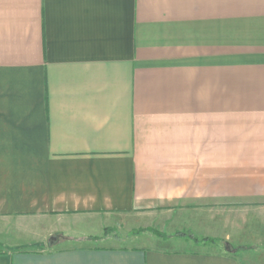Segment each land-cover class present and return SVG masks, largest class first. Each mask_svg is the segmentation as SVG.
<instances>
[{
	"label": "crops",
	"instance_id": "1",
	"mask_svg": "<svg viewBox=\"0 0 264 264\" xmlns=\"http://www.w3.org/2000/svg\"><path fill=\"white\" fill-rule=\"evenodd\" d=\"M0 264H264V0H0Z\"/></svg>",
	"mask_w": 264,
	"mask_h": 264
},
{
	"label": "rangeland",
	"instance_id": "2",
	"mask_svg": "<svg viewBox=\"0 0 264 264\" xmlns=\"http://www.w3.org/2000/svg\"><path fill=\"white\" fill-rule=\"evenodd\" d=\"M106 231V232H105ZM132 234H133V232H131ZM113 236V237H115L116 238V241H117V243H120V244H123V245H126V244H128L129 242L127 241V240H125V238L124 237H122V235L120 236V233L119 232H117L116 230H114V229H108V228H106L104 231H103V237L105 236ZM243 250H238L237 252H236V254H238V253H241Z\"/></svg>",
	"mask_w": 264,
	"mask_h": 264
},
{
	"label": "trees",
	"instance_id": "3",
	"mask_svg": "<svg viewBox=\"0 0 264 264\" xmlns=\"http://www.w3.org/2000/svg\"><path fill=\"white\" fill-rule=\"evenodd\" d=\"M145 231H147V232H151V233H153L154 235H156L157 237H160V238H165V236L164 235H162V234H160V233H157V232H153V231H151V230H138V231H133V234L134 235H137V234H139V233H143V232H145ZM106 232V231H105ZM177 236H185V237H188V238H190V239H192L193 241H197L195 238H193V237H191V236H189V235H186V234H177ZM235 249H237V251L238 250H243V251H246V250H250V249H253V248H251V247H243V248H235ZM236 251V252H237ZM235 252V253H236Z\"/></svg>",
	"mask_w": 264,
	"mask_h": 264
},
{
	"label": "water",
	"instance_id": "4",
	"mask_svg": "<svg viewBox=\"0 0 264 264\" xmlns=\"http://www.w3.org/2000/svg\"><path fill=\"white\" fill-rule=\"evenodd\" d=\"M49 245H51V242H49ZM226 250H228L229 252L235 253L237 251V249L235 248H229V247H225Z\"/></svg>",
	"mask_w": 264,
	"mask_h": 264
}]
</instances>
